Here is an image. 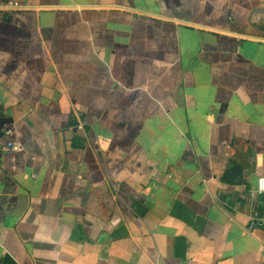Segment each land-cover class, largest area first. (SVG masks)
I'll use <instances>...</instances> for the list:
<instances>
[{
  "label": "crops",
  "instance_id": "0c3cea01",
  "mask_svg": "<svg viewBox=\"0 0 264 264\" xmlns=\"http://www.w3.org/2000/svg\"><path fill=\"white\" fill-rule=\"evenodd\" d=\"M6 1L0 264H264V0Z\"/></svg>",
  "mask_w": 264,
  "mask_h": 264
},
{
  "label": "built area",
  "instance_id": "2783aa9c",
  "mask_svg": "<svg viewBox=\"0 0 264 264\" xmlns=\"http://www.w3.org/2000/svg\"><path fill=\"white\" fill-rule=\"evenodd\" d=\"M18 2L16 0H8L6 1V6L8 8L14 9L17 8ZM92 39H93V48L95 50L99 49L101 46L100 41L98 40V34L93 33L92 34ZM81 128V126H79ZM5 135L10 139L13 135L12 130H8L5 132ZM20 146L17 143L12 142L11 140L6 141L5 144L3 145V150L8 151V152H18L20 151ZM257 193L263 194L264 193V177H261L258 179L256 190ZM264 226V217L261 216L258 212H253L251 216V223L249 225V230L254 231L255 229H258L260 227Z\"/></svg>",
  "mask_w": 264,
  "mask_h": 264
},
{
  "label": "water",
  "instance_id": "95a60500",
  "mask_svg": "<svg viewBox=\"0 0 264 264\" xmlns=\"http://www.w3.org/2000/svg\"><path fill=\"white\" fill-rule=\"evenodd\" d=\"M0 118H1V122H4V121H2V118H4L3 114H0ZM261 198H264V194H261Z\"/></svg>",
  "mask_w": 264,
  "mask_h": 264
}]
</instances>
